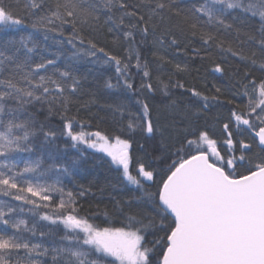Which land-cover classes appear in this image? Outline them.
<instances>
[{
  "label": "snow or ice",
  "instance_id": "6c2138e0",
  "mask_svg": "<svg viewBox=\"0 0 264 264\" xmlns=\"http://www.w3.org/2000/svg\"><path fill=\"white\" fill-rule=\"evenodd\" d=\"M101 16L109 25V33L122 34L127 45L125 56L107 51L92 39L86 50L76 49V41L84 44L85 28L95 30ZM228 17L240 24L249 19L257 21L259 39L250 35L249 40L264 50V0H203L186 8L179 6V0H23L22 10L19 4L14 7L0 0V30L31 28L35 33L42 32L45 41L49 33H56L64 38L58 43L66 42L76 49L73 59L102 53L106 57L103 62L114 64L117 73L116 83L108 81L105 86L135 97L131 108L114 106L113 111L126 122L120 123L113 134L86 132L84 121L81 130H74L77 117L70 113L74 97L81 90L79 78L57 67L56 59L41 57L34 61L31 54L38 45L31 34L0 42V196L20 202L12 205L0 200V264H264V75L257 78L245 71L236 82L248 98L241 105L235 93L221 101L225 90L216 85L211 96L194 87L186 88L171 76L166 81L157 77L154 86L150 63L140 54V46L148 43L149 36L161 47L167 40L169 47L180 51V40L173 33L176 28L181 33L188 30L192 36L199 33L205 46L216 42L217 48L232 56L250 59L231 46L224 49V42L207 30L209 25L232 29ZM174 19L177 22L172 28L157 35L162 25ZM120 42L121 36L114 35L113 43ZM193 52L200 54L199 49ZM152 55L171 63L158 51ZM250 62L257 67L254 58ZM132 68L141 77L138 85ZM188 70L186 64L174 65L175 73ZM223 71L216 63L214 72ZM258 71L264 74V61ZM177 88L190 93L193 103L185 104L180 111L174 100L164 104L168 115L162 125L159 111L153 118L156 93L167 99ZM224 105L231 107L223 122L217 117L220 136L207 126L191 127V117ZM193 108L196 110L191 111ZM53 116L60 118L59 135L70 139L72 148L85 145L104 153L122 170L128 184L144 192L135 198L143 203V210L125 214L117 204L120 225L113 222L101 227L80 215L77 194L61 182V177L75 174L77 159L43 169L41 159L25 160L19 167L17 154L48 150L52 155L56 150L58 133L48 123ZM185 120L189 124L185 125ZM212 127L215 129V125ZM169 128H182L184 134L166 136ZM137 136L145 142L159 137L158 148L153 144V150L160 154L152 157L146 153L150 156L148 163L137 157L133 175L130 149ZM169 139L173 147L166 155ZM139 151L146 152L144 143L139 144ZM153 162L163 167H153ZM26 174L32 176L26 178ZM50 174L56 178L48 182L45 178ZM144 182H151L155 190L145 191ZM78 195L83 196L84 191ZM25 205L40 220L63 225L64 234L56 239V229L40 231V237L52 239L47 246L32 243L24 233L35 236V223L29 228L25 219H13L18 211H25Z\"/></svg>",
  "mask_w": 264,
  "mask_h": 264
},
{
  "label": "trees",
  "instance_id": "16d2710c",
  "mask_svg": "<svg viewBox=\"0 0 264 264\" xmlns=\"http://www.w3.org/2000/svg\"><path fill=\"white\" fill-rule=\"evenodd\" d=\"M6 4L11 3L14 7L19 4L20 9H23V0H4ZM131 2V0H130ZM203 0H179V6L182 8L191 7L194 4L202 3ZM239 15V13H234ZM104 17L101 16L99 24L92 28H85L82 35L84 36V44L81 45L76 41V49L86 50L88 47V40H94L98 46H103L105 49L113 54L125 56L124 48L127 46L122 39V34L109 33V25L104 24ZM206 19V18H205ZM177 21L174 19L170 23L162 25L157 31L160 34L165 28H172ZM228 22L233 24V28L229 30L220 27L217 29L213 26H207V30L215 33L217 41L224 42V49L231 46L234 51L241 53L243 56L250 59L254 58L257 61V67H253L250 59L241 60L239 57H234L231 53L221 50L216 47V42L211 46L203 45L199 33L192 36L191 32L185 30L183 33L179 29L173 28V33L180 40L179 48L177 51L175 47H169L167 40L163 47L153 43V37H148V43L140 46V54L142 59H147L152 69V83L156 86L157 77L163 80H168L171 76L173 80H180L185 84L186 88H196L197 90L211 96L213 92V85L219 86L224 89V94L221 95V101L226 97H231L233 93L236 94V100L241 105L246 104L247 97L242 95V89L237 85V81L241 80L245 71H251L252 75L259 78L262 74L258 71V65L264 61V50H262L254 40H249V36H255L259 39L257 21L249 19L244 24H240L238 20H232L228 17ZM239 29V31H237ZM37 43V48L31 54L34 61H39L41 57L46 59H56V66L62 70L72 72L81 82V90L74 97L75 102L71 107V115H76L77 120L74 130H81V121H84L83 130L86 132L101 131L106 134H113L116 132L120 123H125L120 119L119 113L113 111L114 106L126 105L132 107L135 97L130 98L129 94L125 91L118 89H108L105 85L106 82L111 81L113 84L117 81V73L114 64H105L103 61L106 57L102 53H97L95 57L86 55L80 56L79 59H73L72 54L76 49L65 43H58L57 41L63 40L57 36L56 33H49L47 41L43 38V33H35L31 28H17L7 31L0 30V42L12 38L19 39L20 36H28ZM67 35V33L65 34ZM114 35L121 36L120 44H114ZM139 41V36L136 37ZM193 49H199L200 54L194 55ZM154 51L160 52L165 55L171 63L161 62L156 60L152 53ZM255 54V55H253ZM201 57H205L201 59ZM133 62L135 56H133ZM180 63L186 64L188 71L184 73H175L174 65ZM216 63H220L224 68L223 73H215L214 67ZM131 73L135 78L138 85L141 77L136 74V69L132 68ZM191 94L184 91V89H172L171 96L167 99L163 98L159 92L156 93L155 103L153 109V118L159 111L161 113L160 123L163 125L167 123L164 119L168 115L163 110V105L171 102H177V111H180L185 104L193 103ZM230 105L213 106L207 112L202 113L199 117H191V127L203 128L207 126L210 131H213L215 136H220V124H217V117L223 122L228 115ZM79 110V111H78ZM193 108L191 111H195ZM133 111L135 109L133 108ZM43 118V114H41ZM179 119V117H177ZM90 121V123H89ZM49 126L53 131L58 133L55 144L56 150L50 155L48 150L35 151L33 153L17 154L19 157V167H23L25 160L35 161L41 159L43 161L41 168H47L50 164H65L71 162L72 159H77L78 163L75 167V174L72 177H61V182L64 187L77 194L78 205L80 208V215L87 216L91 222L100 225L101 227L108 226L109 223L120 225L121 216L116 213L115 209L117 204L123 209L125 214L138 213L143 210V203H138L136 197H141L144 192L128 182L122 176V170L113 165L110 157L104 153L97 152L94 149H89L85 145H79L78 148L71 147V140L66 136L59 135L61 128V120L58 116H53L49 120ZM185 125L189 124L188 120L184 121ZM215 125V129H213ZM191 127L189 131H191ZM171 133L172 136L182 137V128L171 129L165 133L166 136ZM159 137L156 141L145 142L139 136L135 137L133 146L130 149L132 154L131 169L133 175L136 173L137 157H143L144 162L148 163L150 153L152 157L159 155V150H153V144H157ZM144 143L146 152L139 151V144ZM168 147L165 149V154H170L172 150V140L166 141ZM178 146V144L176 145ZM255 150V148H254ZM153 167H163V164L153 162ZM32 174H26V178L31 177ZM55 174H50L45 179L48 182L54 180ZM145 191H154L155 185L151 182H144ZM84 191L83 196L78 194ZM58 199V197H57ZM0 200H5L12 205H18L20 202L11 200L10 197L0 196ZM24 212H17L13 219H25L28 221V227H33L35 223L36 235L32 236L31 233H24L26 237L31 238L32 243H43L45 246L52 237H40V231L48 232L50 229H56V239L63 235L65 229L63 225H52L48 221L39 219V215L33 216L27 209L30 206L25 205ZM40 212L50 211V209H41ZM107 213V215H106ZM2 227V226H0ZM11 233L12 229H8ZM47 259V258H45Z\"/></svg>",
  "mask_w": 264,
  "mask_h": 264
}]
</instances>
